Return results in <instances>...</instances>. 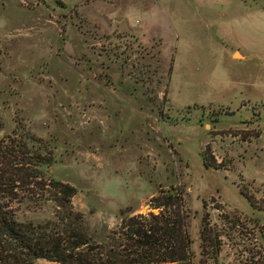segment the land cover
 <instances>
[{
  "label": "rangeland",
  "instance_id": "rangeland-1",
  "mask_svg": "<svg viewBox=\"0 0 264 264\" xmlns=\"http://www.w3.org/2000/svg\"><path fill=\"white\" fill-rule=\"evenodd\" d=\"M19 122L97 240L174 194L194 264H264V0H0V138ZM2 208L58 215L51 201Z\"/></svg>",
  "mask_w": 264,
  "mask_h": 264
},
{
  "label": "trees",
  "instance_id": "trees-1",
  "mask_svg": "<svg viewBox=\"0 0 264 264\" xmlns=\"http://www.w3.org/2000/svg\"><path fill=\"white\" fill-rule=\"evenodd\" d=\"M20 124L13 135L0 138V264H34L37 259L59 264H194L188 217L174 194L167 195L166 202L157 198L159 214L124 219L119 230L104 240L90 235L83 215L73 209L78 188L47 177L45 168L55 164L54 153H45L44 140ZM18 128L23 129L21 133ZM203 160L207 169L213 167L205 155ZM6 200L51 201L58 215L46 222L23 221L3 212ZM168 208H176L175 215H167L164 209ZM219 236L216 231L213 239L212 228L203 220L202 255L217 260Z\"/></svg>",
  "mask_w": 264,
  "mask_h": 264
}]
</instances>
